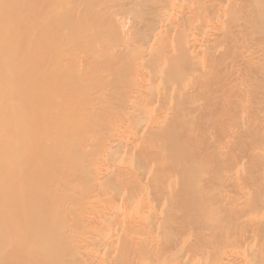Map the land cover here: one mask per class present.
I'll return each mask as SVG.
<instances>
[{"label": "bare ground", "instance_id": "6f19581e", "mask_svg": "<svg viewBox=\"0 0 264 264\" xmlns=\"http://www.w3.org/2000/svg\"><path fill=\"white\" fill-rule=\"evenodd\" d=\"M0 264H264V0H0Z\"/></svg>", "mask_w": 264, "mask_h": 264}]
</instances>
